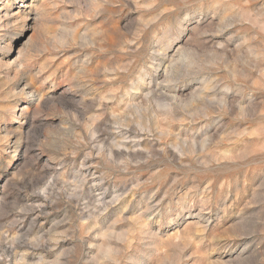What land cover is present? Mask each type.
Returning a JSON list of instances; mask_svg holds the SVG:
<instances>
[{"label":"rangeland","instance_id":"obj_1","mask_svg":"<svg viewBox=\"0 0 264 264\" xmlns=\"http://www.w3.org/2000/svg\"><path fill=\"white\" fill-rule=\"evenodd\" d=\"M0 264H264V0H0Z\"/></svg>","mask_w":264,"mask_h":264},{"label":"bare ground","instance_id":"obj_2","mask_svg":"<svg viewBox=\"0 0 264 264\" xmlns=\"http://www.w3.org/2000/svg\"><path fill=\"white\" fill-rule=\"evenodd\" d=\"M22 53H23V51H20V52H19V54H22Z\"/></svg>","mask_w":264,"mask_h":264}]
</instances>
